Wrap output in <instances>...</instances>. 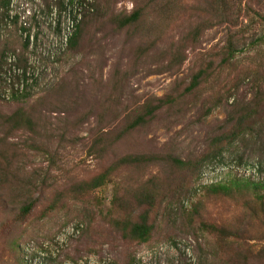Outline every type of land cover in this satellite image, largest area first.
Returning <instances> with one entry per match:
<instances>
[{"label": "rangeland", "instance_id": "rangeland-1", "mask_svg": "<svg viewBox=\"0 0 264 264\" xmlns=\"http://www.w3.org/2000/svg\"><path fill=\"white\" fill-rule=\"evenodd\" d=\"M69 1L0 0V264H264V190L243 185L264 184V0H84L74 48ZM138 8L140 21L119 29L114 18ZM17 76L26 101L10 98ZM168 96L173 104L116 139ZM19 108L32 126L5 123ZM244 109L254 122L205 160ZM131 153L158 159L83 187ZM218 182L228 194L207 189ZM117 190L131 210L115 208ZM30 201L32 213L18 218ZM145 212L154 226L147 242L113 224Z\"/></svg>", "mask_w": 264, "mask_h": 264}, {"label": "trees", "instance_id": "trees-1", "mask_svg": "<svg viewBox=\"0 0 264 264\" xmlns=\"http://www.w3.org/2000/svg\"><path fill=\"white\" fill-rule=\"evenodd\" d=\"M84 0H78L77 2V8L75 10V0H70L69 5L72 8L71 14L74 23V29L71 32V34L68 36V46L70 48H74L78 45L81 31H82V23L86 19L87 15L85 13L86 7H85ZM4 5H7V2L4 3ZM65 9V7H64ZM144 11L142 8L135 9L131 14H123L116 16L114 18V22L117 25L119 29H124L126 27L132 26L137 24L140 19L143 17ZM264 20V15H262ZM6 65V62L3 60V57L0 60V74L2 71H4V66ZM25 72V71H24ZM206 71L201 70L199 73H197L191 85L188 88V92L195 89L197 86H199L201 79L205 76ZM25 77V75H23ZM20 76H17L13 82H11L9 85H11V99L15 101H26L30 98L31 93L25 90H22L21 92L19 90H15L14 86L15 83L20 82ZM5 81V88L6 86ZM8 85V84H7ZM176 98L174 96H168L166 99H160L158 103L156 104H147L145 106V109L142 113H138L136 117L131 119L118 133L116 139H123L124 137L130 135L134 131H136L139 128H142L146 126L156 115L158 110H160L165 104H173L175 102ZM210 113V109L207 110L206 114L208 115ZM6 118V124H13L15 127L13 128H20V127H30L34 124L33 119L29 115V113L24 108H19L16 110L12 115L3 116ZM229 121L234 122V126L232 131L227 135H221V136H215L211 139V148L208 150V154H206L203 158L205 160L209 158H217L221 154V146L226 140L233 139V137H237L239 135L243 134V131L245 128L249 127L250 123L254 122L255 114L250 109H244L240 114H233L230 115ZM102 141L96 142V145H102ZM108 147L104 148V151ZM158 159V156L155 154H126L123 156L118 157L110 166L107 167L105 171L91 179L90 181L84 182L83 187L87 190H96L100 187H103L104 185L108 184L109 182H113L116 174L120 172L124 167L132 166V165H138V164H152L154 161ZM173 161L178 164H185V162H182L181 160L177 158H173ZM234 185H240V182L234 183ZM242 185V184H241ZM249 187L250 185H253L255 189H263L264 190V184L263 183H252L248 181V183L243 184ZM209 191L213 193H225L228 194L230 191V187L228 185H225L223 183H215L211 186H207ZM141 197L145 199L148 202H151L152 200H155L157 194L156 190H145L142 192ZM257 199L264 203V193H258ZM114 206L117 210H131V207L133 205L132 200L130 201H124L123 198L120 196V191L117 190L116 194L114 196L113 201ZM34 207V202L30 201L25 203L22 207H20V213L18 214V218L23 219L30 215L32 213V209ZM50 210L45 211L44 215H47ZM114 226L122 233V235L130 240L137 241V242H147L150 240L153 232V224L149 222V214L143 213L141 214L138 219H133L129 215H125L123 218L115 219L113 221ZM207 229L217 232L226 234V231L223 228H220L216 225L209 224L207 225ZM26 264V263H22Z\"/></svg>", "mask_w": 264, "mask_h": 264}]
</instances>
